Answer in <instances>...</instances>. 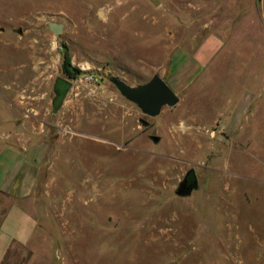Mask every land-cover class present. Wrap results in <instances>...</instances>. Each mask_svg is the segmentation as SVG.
I'll return each instance as SVG.
<instances>
[{
  "label": "rangeland",
  "instance_id": "374dc122",
  "mask_svg": "<svg viewBox=\"0 0 264 264\" xmlns=\"http://www.w3.org/2000/svg\"><path fill=\"white\" fill-rule=\"evenodd\" d=\"M0 264H264V0H0Z\"/></svg>",
  "mask_w": 264,
  "mask_h": 264
},
{
  "label": "water",
  "instance_id": "95a60500",
  "mask_svg": "<svg viewBox=\"0 0 264 264\" xmlns=\"http://www.w3.org/2000/svg\"><path fill=\"white\" fill-rule=\"evenodd\" d=\"M49 28L55 33H59L63 23L49 20ZM58 78L55 79V81ZM111 80L119 89L120 93L127 99L136 103L143 113L147 115L158 114L164 105H174L179 100V95L170 87L159 73H153L150 78L136 84L128 83L125 79L112 75ZM61 82V81H60ZM58 90V92H57ZM55 103L57 107L60 105V95L63 91L62 84L57 87L53 85ZM57 93V94H56ZM56 107V108H57ZM154 139H158V135H153ZM192 169L187 170V178L185 183L180 179L176 192L178 194H188L192 189L197 187V178H192Z\"/></svg>",
  "mask_w": 264,
  "mask_h": 264
},
{
  "label": "trees",
  "instance_id": "16d2710c",
  "mask_svg": "<svg viewBox=\"0 0 264 264\" xmlns=\"http://www.w3.org/2000/svg\"><path fill=\"white\" fill-rule=\"evenodd\" d=\"M61 70L65 74V76H73L76 73L80 72L81 69L79 67H76L71 62V55L67 47L62 50V62H61ZM58 79L62 82H64V89L62 91V94L60 95V99L62 98L63 94L65 93L66 89L70 85V81L66 77H58ZM57 105L53 106V110Z\"/></svg>",
  "mask_w": 264,
  "mask_h": 264
},
{
  "label": "built area",
  "instance_id": "2783aa9c",
  "mask_svg": "<svg viewBox=\"0 0 264 264\" xmlns=\"http://www.w3.org/2000/svg\"><path fill=\"white\" fill-rule=\"evenodd\" d=\"M84 78L91 81V82H96L99 79L98 76L92 72L85 74Z\"/></svg>",
  "mask_w": 264,
  "mask_h": 264
},
{
  "label": "flooded vegetation",
  "instance_id": "af4514ba",
  "mask_svg": "<svg viewBox=\"0 0 264 264\" xmlns=\"http://www.w3.org/2000/svg\"><path fill=\"white\" fill-rule=\"evenodd\" d=\"M60 85H61V82H60L59 79H57L56 81H54V86H55V87H57V86L60 87ZM57 92H58V90H57ZM56 94H57V93H56ZM191 172H192V178H195V174H194V172H193V169H192ZM186 178H187V171H186V173L183 175L182 180L185 182V181H186ZM185 183H187V182H185Z\"/></svg>",
  "mask_w": 264,
  "mask_h": 264
}]
</instances>
